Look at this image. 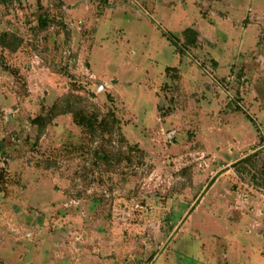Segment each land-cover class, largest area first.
Returning a JSON list of instances; mask_svg holds the SVG:
<instances>
[{"label": "rangeland", "instance_id": "1", "mask_svg": "<svg viewBox=\"0 0 264 264\" xmlns=\"http://www.w3.org/2000/svg\"><path fill=\"white\" fill-rule=\"evenodd\" d=\"M0 264H264V0H0Z\"/></svg>", "mask_w": 264, "mask_h": 264}, {"label": "trees", "instance_id": "2", "mask_svg": "<svg viewBox=\"0 0 264 264\" xmlns=\"http://www.w3.org/2000/svg\"><path fill=\"white\" fill-rule=\"evenodd\" d=\"M2 1H5V0H2ZM40 20H41V23H40L41 27H46L47 23H48L46 18H43L42 16H40ZM191 31H193V34H196V31H194V30H191ZM165 35L175 45L174 37H172V35L170 36V34L169 35L165 34ZM66 112H70L72 114L74 121L78 125L85 127V128H88V130L93 131V132H95L97 130V128L101 127V124H103V127H107L109 125V123L107 122V120H108L107 118H103L102 120H98L97 115L89 114L88 112H86L82 108H79V107L76 108L72 104L67 102V106H63V107H59V105L55 106L54 108H52L50 110V112H48L46 114H41L32 120V123L34 125H36L39 129L38 137L40 138L42 136V134H44L47 124L50 123L56 115L63 114ZM108 116H114V115L109 114ZM113 120H115V119H113ZM108 131H111V130H108ZM97 155L98 156L101 155V157H103L102 154H100V153H97Z\"/></svg>", "mask_w": 264, "mask_h": 264}, {"label": "crops", "instance_id": "3", "mask_svg": "<svg viewBox=\"0 0 264 264\" xmlns=\"http://www.w3.org/2000/svg\"><path fill=\"white\" fill-rule=\"evenodd\" d=\"M217 263H219V262H217Z\"/></svg>", "mask_w": 264, "mask_h": 264}]
</instances>
